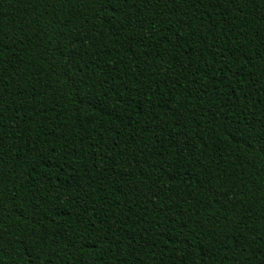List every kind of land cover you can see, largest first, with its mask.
Returning a JSON list of instances; mask_svg holds the SVG:
<instances>
[{
	"label": "trees",
	"instance_id": "trees-1",
	"mask_svg": "<svg viewBox=\"0 0 264 264\" xmlns=\"http://www.w3.org/2000/svg\"><path fill=\"white\" fill-rule=\"evenodd\" d=\"M0 264H264V0H0Z\"/></svg>",
	"mask_w": 264,
	"mask_h": 264
}]
</instances>
